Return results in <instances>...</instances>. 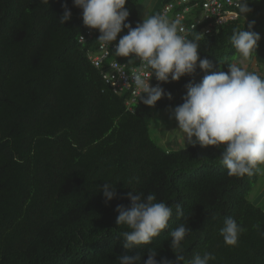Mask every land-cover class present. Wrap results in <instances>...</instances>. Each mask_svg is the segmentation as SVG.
<instances>
[{
    "label": "trees",
    "instance_id": "trees-1",
    "mask_svg": "<svg viewBox=\"0 0 264 264\" xmlns=\"http://www.w3.org/2000/svg\"><path fill=\"white\" fill-rule=\"evenodd\" d=\"M139 1L125 5L133 28L141 23ZM171 1L162 0L151 15ZM62 5L72 13L64 24ZM247 6L246 17L236 10V19L210 36L189 34L198 38L210 70L162 83L171 99L149 107L138 98L128 109V96L114 94L88 60L100 33L78 42L90 28L72 0H0V264H119L118 257L136 254L143 264L149 251H156L158 264L175 261L169 233L181 223L193 231L183 242L185 264L205 251L215 256L209 264H264V237L255 227L264 231V210L248 199L260 173L229 176L220 160L223 146L191 143L169 151L149 133L152 113L182 104L185 85L211 71L247 60V70L264 77V0ZM253 21L261 39L242 58L230 38ZM104 183L116 192L107 202ZM129 192L154 193L173 215L150 244L125 249L121 233L128 229L116 224V208L130 204ZM229 216L246 229L235 247L219 232Z\"/></svg>",
    "mask_w": 264,
    "mask_h": 264
},
{
    "label": "clouds",
    "instance_id": "clouds-1",
    "mask_svg": "<svg viewBox=\"0 0 264 264\" xmlns=\"http://www.w3.org/2000/svg\"><path fill=\"white\" fill-rule=\"evenodd\" d=\"M48 4V0H42ZM127 0H72L74 7L82 10V21L90 29L98 30V40L106 47L117 41L114 52L118 57H129L128 62L139 60L142 67L133 74L132 82L139 100L152 107L162 97L171 99L161 83L179 81L184 76L193 75L197 68L207 71L212 68L207 58L199 55L197 39H189L185 30L166 15L156 14L143 17L141 23L133 28L126 23L129 12L125 8ZM250 0H238L237 7L246 17L251 12L247 6ZM63 14L59 16L64 24L71 18L67 5H62ZM253 22L231 35V44L242 58H248L257 48L261 39L252 30ZM186 95L183 103L171 110V118L177 122L178 129L185 139L200 146H215L220 153L222 165L229 176H253L264 171V77L248 71L240 62L228 66V71H211L199 83L185 85ZM105 201L114 198L115 187L104 183L100 189ZM130 204L119 205L116 211L117 225H125L128 230L121 233L123 248L148 245L154 237L166 229L173 215V208L165 202H157L154 193L144 196L141 192L128 193ZM177 217H183V206L175 205ZM261 237L264 231L255 226ZM246 229L231 216L226 217L219 232L227 246L238 245L240 235ZM193 232L188 224L181 223L172 230L170 247L176 249L175 261L162 259L159 264H185L183 242ZM156 251H149L143 264H158ZM119 264H141V255L118 257ZM214 254L205 251L195 254L187 264H209Z\"/></svg>",
    "mask_w": 264,
    "mask_h": 264
},
{
    "label": "built area",
    "instance_id": "built-area-1",
    "mask_svg": "<svg viewBox=\"0 0 264 264\" xmlns=\"http://www.w3.org/2000/svg\"><path fill=\"white\" fill-rule=\"evenodd\" d=\"M254 1L259 0H250V2ZM237 2L238 0H172L162 6L160 14L166 15L170 21L177 22L188 36L192 31H198L199 36L206 37L212 35L227 21L236 19L235 11L239 9ZM97 33H99L98 30L88 29L78 38V42L84 44L92 42ZM115 44L116 41L106 47L100 41L95 51H87V57L114 94L128 96L125 104L129 109L130 105L139 98L132 77L142 65L139 60L128 63L117 61L118 56L114 52ZM150 83L152 85L162 84L154 77Z\"/></svg>",
    "mask_w": 264,
    "mask_h": 264
},
{
    "label": "rangeland",
    "instance_id": "rangeland-1",
    "mask_svg": "<svg viewBox=\"0 0 264 264\" xmlns=\"http://www.w3.org/2000/svg\"><path fill=\"white\" fill-rule=\"evenodd\" d=\"M150 0H140L138 4V14L139 18L142 22L143 17L150 16L151 13L147 12L148 5ZM160 6L162 1H157ZM151 4V3H150ZM145 8V10H143ZM154 9V8H153ZM147 12V14H146ZM152 12V11H151ZM234 62H239L234 60ZM243 66L247 68L248 62L247 60H243ZM173 107H167L163 110L155 111L152 113L150 125H149V133L152 140L162 147L163 149L169 151H176L180 149H184L189 146V143L182 132L178 129L177 122L174 118H171V110ZM249 201L260 207L264 210V171L260 173V177L258 182L253 186L252 190L249 194Z\"/></svg>",
    "mask_w": 264,
    "mask_h": 264
},
{
    "label": "crops",
    "instance_id": "crops-1",
    "mask_svg": "<svg viewBox=\"0 0 264 264\" xmlns=\"http://www.w3.org/2000/svg\"><path fill=\"white\" fill-rule=\"evenodd\" d=\"M157 1H160L161 2L162 0H150L149 3H147V5H148V9H147L148 15H149V13H152L154 10H156L157 8H159V5H158ZM137 10H138V8H137ZM143 10H145V8ZM147 12H146V14H147ZM239 62L242 64L243 60H240Z\"/></svg>",
    "mask_w": 264,
    "mask_h": 264
}]
</instances>
